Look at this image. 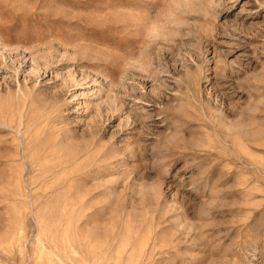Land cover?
Returning <instances> with one entry per match:
<instances>
[{
	"label": "rangeland",
	"instance_id": "374dc122",
	"mask_svg": "<svg viewBox=\"0 0 264 264\" xmlns=\"http://www.w3.org/2000/svg\"><path fill=\"white\" fill-rule=\"evenodd\" d=\"M111 263L264 264V0H0V264Z\"/></svg>",
	"mask_w": 264,
	"mask_h": 264
},
{
	"label": "bare ground",
	"instance_id": "6f19581e",
	"mask_svg": "<svg viewBox=\"0 0 264 264\" xmlns=\"http://www.w3.org/2000/svg\"><path fill=\"white\" fill-rule=\"evenodd\" d=\"M121 255V254H120ZM120 257V256H119ZM112 264V263H111Z\"/></svg>",
	"mask_w": 264,
	"mask_h": 264
}]
</instances>
